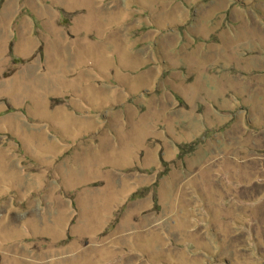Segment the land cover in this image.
Segmentation results:
<instances>
[{"label":"rangeland","instance_id":"rangeland-1","mask_svg":"<svg viewBox=\"0 0 264 264\" xmlns=\"http://www.w3.org/2000/svg\"><path fill=\"white\" fill-rule=\"evenodd\" d=\"M0 264H264V0H0Z\"/></svg>","mask_w":264,"mask_h":264}]
</instances>
